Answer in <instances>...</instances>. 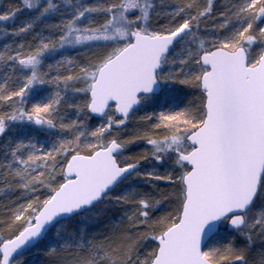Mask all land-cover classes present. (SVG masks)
Masks as SVG:
<instances>
[{
  "label": "snow or ice",
  "instance_id": "1",
  "mask_svg": "<svg viewBox=\"0 0 264 264\" xmlns=\"http://www.w3.org/2000/svg\"><path fill=\"white\" fill-rule=\"evenodd\" d=\"M0 264H264V0L0 4Z\"/></svg>",
  "mask_w": 264,
  "mask_h": 264
},
{
  "label": "trees",
  "instance_id": "2",
  "mask_svg": "<svg viewBox=\"0 0 264 264\" xmlns=\"http://www.w3.org/2000/svg\"><path fill=\"white\" fill-rule=\"evenodd\" d=\"M0 3L3 4V3H7V0H0Z\"/></svg>",
  "mask_w": 264,
  "mask_h": 264
},
{
  "label": "rangeland",
  "instance_id": "3",
  "mask_svg": "<svg viewBox=\"0 0 264 264\" xmlns=\"http://www.w3.org/2000/svg\"><path fill=\"white\" fill-rule=\"evenodd\" d=\"M1 4V3H0Z\"/></svg>",
  "mask_w": 264,
  "mask_h": 264
}]
</instances>
